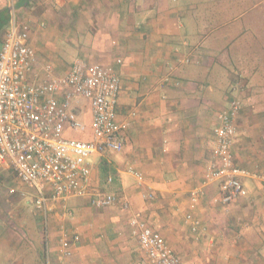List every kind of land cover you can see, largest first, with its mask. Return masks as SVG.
Returning <instances> with one entry per match:
<instances>
[{
	"label": "crops",
	"instance_id": "obj_1",
	"mask_svg": "<svg viewBox=\"0 0 264 264\" xmlns=\"http://www.w3.org/2000/svg\"><path fill=\"white\" fill-rule=\"evenodd\" d=\"M263 5L264 0H0V48L17 22L27 25L38 60L52 63L58 75L78 58L116 68L117 119L124 125L122 151L91 158L89 194L55 204L46 218L21 196L8 207L17 219L9 221L8 210L0 207V264H151L131 232L133 210L143 213L184 264H264ZM241 21L233 34L231 26ZM234 99L241 108L233 153L258 177H246L248 195L226 206L215 201L219 182L208 181L207 173L219 115ZM78 108L90 122L88 101ZM66 135L92 137L72 129ZM130 167L142 173L141 180ZM200 187L205 194L192 207L191 194ZM102 193L128 197L132 210L94 206V196ZM75 198L81 199L69 204ZM21 201L32 205L34 220ZM188 213L201 219L205 232H192ZM30 220L44 240V251L35 255L24 248ZM64 230L80 236L71 256L60 252Z\"/></svg>",
	"mask_w": 264,
	"mask_h": 264
},
{
	"label": "built area",
	"instance_id": "obj_2",
	"mask_svg": "<svg viewBox=\"0 0 264 264\" xmlns=\"http://www.w3.org/2000/svg\"><path fill=\"white\" fill-rule=\"evenodd\" d=\"M120 91L121 77L113 65L78 58L66 74L58 75L52 63L38 60L27 25L14 22L0 48V161L22 184L10 193L28 199L44 218L55 204L89 194L91 158L123 149L124 125L117 119ZM82 100L91 108L90 122L79 115ZM240 108L241 101L234 99L220 113L207 173L208 181L219 182L215 201L226 206L248 195L246 177H258L240 166L233 153ZM68 129L90 131L92 137H68ZM128 171L142 179L141 172L132 167ZM204 194L203 187L193 190L192 207ZM92 202L98 208L119 204L132 210L128 197L115 194H96ZM186 220L195 234L206 231L192 213ZM130 226L151 264H184L141 211H132ZM79 241V235L64 230L61 254L71 256Z\"/></svg>",
	"mask_w": 264,
	"mask_h": 264
},
{
	"label": "rangeland",
	"instance_id": "obj_3",
	"mask_svg": "<svg viewBox=\"0 0 264 264\" xmlns=\"http://www.w3.org/2000/svg\"><path fill=\"white\" fill-rule=\"evenodd\" d=\"M261 7H262V10H263L264 5L261 6ZM254 14L256 15V14H261V13H255L254 12ZM243 23H245V21H241V22L235 23V26L234 25L231 26L232 33L233 34L238 33V31H240V30H238V28ZM221 44L229 46V43L227 41L222 42V39H221ZM255 87H258V86H255ZM71 137L77 138L78 135L77 136H71ZM2 164L3 163H0V207L4 206L5 209L8 210L9 205H12L11 202H12L13 198L19 196L18 194L10 193L9 189L11 187H17L18 188L20 180L18 179L17 176H14L16 174L13 171H11L10 169H5L6 167L4 168V166H6V165H2ZM8 170H10V171H8ZM80 199L81 198L69 199L68 202H69V204H71L74 200H80ZM20 204L22 206L27 205V209L26 210H27L28 219H30V218L32 219L33 218V220H34L33 212H32V208H33L32 205L31 204L30 205L26 204L25 201H21ZM17 215L18 214L16 212H10L8 210L7 217L9 219V221L10 220L12 221L13 219H17L18 218ZM34 224L35 223H33L30 220V222H29L30 231L28 232L29 236L25 240L26 242H25V245H24V248L28 249L33 255H35L39 251H44L43 236H42L41 233H39L38 229L36 228V226ZM25 235L26 234H23V236H25Z\"/></svg>",
	"mask_w": 264,
	"mask_h": 264
}]
</instances>
